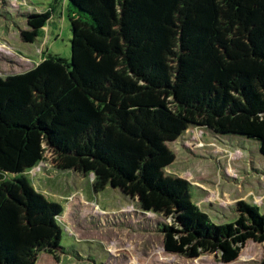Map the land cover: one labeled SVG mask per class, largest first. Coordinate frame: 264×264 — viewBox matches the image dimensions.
Listing matches in <instances>:
<instances>
[{"label": "trees", "instance_id": "1", "mask_svg": "<svg viewBox=\"0 0 264 264\" xmlns=\"http://www.w3.org/2000/svg\"><path fill=\"white\" fill-rule=\"evenodd\" d=\"M66 11L70 60L43 54L0 75V264L63 249L64 206L27 176L48 161L167 219L168 253L236 261L264 238V210L240 200L235 220L213 221L166 171L168 143L203 126L264 155V0H68Z\"/></svg>", "mask_w": 264, "mask_h": 264}, {"label": "rangeland", "instance_id": "2", "mask_svg": "<svg viewBox=\"0 0 264 264\" xmlns=\"http://www.w3.org/2000/svg\"><path fill=\"white\" fill-rule=\"evenodd\" d=\"M68 0H0V75L23 72L47 54L72 58ZM52 6L55 7L52 9ZM175 161L166 168L190 181L194 202L217 223L235 220L240 200L264 210V155L259 142L207 127L190 126L168 143ZM42 162L27 174L30 183L64 206L59 257L41 252L35 264H226L203 254L168 253L158 226L167 219L140 208L111 185L95 191L92 175L51 169ZM264 238L248 241L228 264H261Z\"/></svg>", "mask_w": 264, "mask_h": 264}]
</instances>
